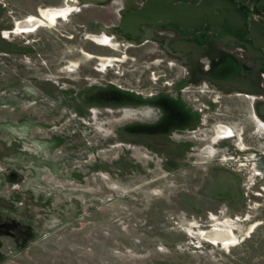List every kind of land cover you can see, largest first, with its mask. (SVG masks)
<instances>
[{"label":"rangeland","instance_id":"rangeland-1","mask_svg":"<svg viewBox=\"0 0 264 264\" xmlns=\"http://www.w3.org/2000/svg\"><path fill=\"white\" fill-rule=\"evenodd\" d=\"M39 8L68 13L12 34ZM113 24L82 0H0V264H264V173L253 164L264 118L249 97L177 85L182 69L126 47ZM82 51L118 61L100 71ZM119 92L182 94L208 116L195 129L205 152L187 164L155 147L139 124L158 108L109 103ZM218 125L233 138H216ZM218 223L234 229L228 248L201 235Z\"/></svg>","mask_w":264,"mask_h":264},{"label":"flooded vegetation","instance_id":"flooded-vegetation-1","mask_svg":"<svg viewBox=\"0 0 264 264\" xmlns=\"http://www.w3.org/2000/svg\"><path fill=\"white\" fill-rule=\"evenodd\" d=\"M97 6L110 17L116 14L117 24L109 29L126 47L149 48L153 53L149 58L182 69L177 85L204 88L212 91L210 96L249 97L255 114L264 118L259 113L264 105V0H157L158 18L143 22L141 36L135 39L121 33L122 12L125 17L143 12L148 0H109ZM142 37L148 39L138 44ZM137 96L143 95L119 92L108 102L121 107H157V117L139 124L142 133L154 140L155 147L164 144L175 155L187 156V164L193 163L200 151L205 152L208 136L195 129L198 121L205 124L208 116L188 108L182 94L173 98L157 93L145 100Z\"/></svg>","mask_w":264,"mask_h":264},{"label":"bare ground","instance_id":"bare-ground-1","mask_svg":"<svg viewBox=\"0 0 264 264\" xmlns=\"http://www.w3.org/2000/svg\"><path fill=\"white\" fill-rule=\"evenodd\" d=\"M66 13H68L67 9L66 10L65 9H55V10L51 11V10L46 9V8H39L38 16L31 14V15H28L27 17H25L24 19L16 20L15 30L12 31V34L32 33L33 31H36V30L40 29L41 27H52L55 24L56 19L60 16L65 17ZM82 53L85 54V56L90 58V59L101 60L102 65H101L100 71H104L106 66L109 63H113L114 61H118L116 58L98 57V56L92 55L90 53H87L85 51H82ZM106 62H109V63L107 64ZM77 66H78V62H71V65L68 67V70L69 71H75ZM125 117H127V116H125ZM114 122H116V121H114ZM214 130H215L216 138H218V139L225 140V139L233 138L234 131L230 127L218 125L215 127ZM244 146L242 144H240L241 150L244 148ZM206 152L211 153V149L207 148ZM254 167H255V165H254ZM223 223H225V222H223ZM201 235H202L203 239H206L209 242H214V243H217L220 245L223 244L227 248L231 244L235 243L237 240L234 229L227 224L224 225L221 223L215 224L213 227H211L207 230H203Z\"/></svg>","mask_w":264,"mask_h":264},{"label":"water","instance_id":"water-1","mask_svg":"<svg viewBox=\"0 0 264 264\" xmlns=\"http://www.w3.org/2000/svg\"><path fill=\"white\" fill-rule=\"evenodd\" d=\"M86 4H102L109 0H82ZM127 8L130 9V7L127 5ZM157 0H148V6L147 9L140 13H133L128 14L126 17L124 16V12H122L123 17L121 18V33L123 36L130 35L133 39L141 36V31L139 29L140 25L144 22L146 23H152L155 19L158 18L157 13ZM150 19V20H147ZM148 38L142 37L140 38L137 43H142L146 41ZM213 85L216 87H219L218 83L212 82ZM260 115L264 116V105L260 106L259 108ZM255 168L259 171L264 173V157H259L258 159L254 160ZM115 199L109 198L108 201H114Z\"/></svg>","mask_w":264,"mask_h":264}]
</instances>
